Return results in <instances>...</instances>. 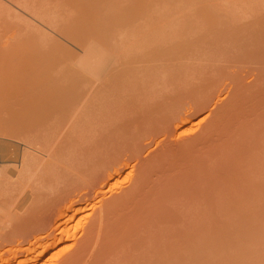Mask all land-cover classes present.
I'll list each match as a JSON object with an SVG mask.
<instances>
[{"label":"rangeland","instance_id":"obj_1","mask_svg":"<svg viewBox=\"0 0 264 264\" xmlns=\"http://www.w3.org/2000/svg\"><path fill=\"white\" fill-rule=\"evenodd\" d=\"M76 263L264 264V0H0V264Z\"/></svg>","mask_w":264,"mask_h":264},{"label":"bare ground","instance_id":"obj_2","mask_svg":"<svg viewBox=\"0 0 264 264\" xmlns=\"http://www.w3.org/2000/svg\"><path fill=\"white\" fill-rule=\"evenodd\" d=\"M87 239L89 240V237H88ZM86 242H87V241H86ZM86 242L84 243L85 245L88 243V242H87V243H86ZM89 243H90V245H91V242H90V241H89ZM83 246H84V245H83ZM83 246H82V247H83ZM86 246H87L88 249H89V245H86ZM86 246H85L84 248H86ZM84 248H82V249L84 250ZM88 249L86 248V250H88ZM82 256H83V255H82ZM82 256H81L80 258H79V257H78V258L81 260V259H82ZM79 259H78V260H79ZM80 260H79V261H80ZM76 262H78V261H76ZM76 264H77V263H76Z\"/></svg>","mask_w":264,"mask_h":264}]
</instances>
